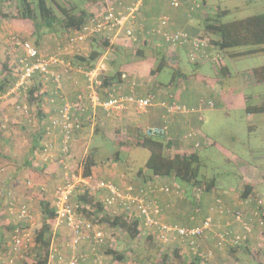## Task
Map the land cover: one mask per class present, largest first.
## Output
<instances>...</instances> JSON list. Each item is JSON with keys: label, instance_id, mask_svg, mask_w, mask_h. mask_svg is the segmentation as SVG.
Instances as JSON below:
<instances>
[{"label": "built area", "instance_id": "built-area-1", "mask_svg": "<svg viewBox=\"0 0 264 264\" xmlns=\"http://www.w3.org/2000/svg\"><path fill=\"white\" fill-rule=\"evenodd\" d=\"M142 2L143 0H135L123 10L114 9L111 3L106 4L107 7L101 12L93 13L79 31L67 33L66 42L62 46L64 53L78 50L79 45L84 43V39L86 40L88 35L96 37L105 35L111 41L118 40L117 37L123 36L126 40L137 42V32H142L143 28L135 27V18ZM169 3L173 8L180 6L179 0H169ZM203 9H205V5L201 0H190L189 12L202 11ZM169 21L167 15L157 17L156 26L147 30L146 33L158 35L171 48L190 45V47L186 46L189 48L187 57L192 63L210 59V53L207 51L210 46L209 38L200 34L191 35L179 29L168 30ZM6 43L9 53L15 58L17 57L19 68L15 81L10 84L5 94H0V98L12 94L16 99L21 93L27 94L32 78L37 76L42 85L36 95L43 94L46 91L43 84L51 82L52 89L49 100L57 103L53 119L45 126V132L55 139L45 141L36 150V156L42 165L54 163L62 170V180L56 185L53 193L52 205L55 217L53 235L46 250L47 264H103V258L106 255L104 257L98 250L99 247L105 245L107 236L99 227L102 223L99 221L100 219L89 220L83 216L81 211L90 210L89 204L73 200L74 192L80 187L92 190L106 189L108 193L104 196L102 203L104 210L109 214L114 216L123 214L125 218L129 219L138 218L143 231L155 228L163 242L177 241L180 246H186V250L197 253L201 258H210L211 256V252L204 251L200 247L201 242L207 237L213 238L219 248L237 247L247 239L251 226L246 220L243 210L227 206L222 197L213 196L211 198L207 214L199 224L195 226L170 224L161 220V208L152 198V194L158 191L169 192L168 186H159L153 181H148L145 185L136 188L128 185L125 189H119L111 182L94 179L92 176L83 177L82 162L74 167L69 165L70 148L75 133L81 130L83 123L87 121L91 126L95 125L98 109L107 114L131 109L142 112L157 103L156 93L147 92L144 95H139L135 92L137 85L134 82L129 84L128 92H122V83H116L105 89L107 97L101 99L100 72L104 68V54L94 67L79 68L84 76V85L77 91L74 98L69 100L62 92L63 73L68 71L69 64L64 65L62 59L40 53L34 45L16 35H11ZM212 59L220 60L218 54H215ZM57 65H64V72L62 70L55 71L54 67ZM121 77L125 78L126 76L121 74ZM170 99L160 101L165 111L162 123L145 127L142 130L144 136L169 141V126L173 117L198 113V108H190L173 97ZM205 100V98H200L199 104L206 106ZM15 105L21 113L29 114L28 104L15 103ZM207 105L213 107L214 102L208 99ZM1 119L0 117V131H3L6 122ZM198 119H202L199 114ZM182 138L184 141L192 142L193 149H198L202 141H208L207 137L196 127L188 128ZM26 185L31 187V181L27 180ZM176 188L179 189L178 186ZM193 189L196 200H200L203 197V189L201 187ZM252 201L257 204L253 216L262 223L260 218L261 199L253 198L250 195L240 199V206L243 207ZM4 210L7 214L14 215L16 221L0 243V264H18L27 260L28 252H32L34 260L36 257L35 231L28 226L33 217L28 202L19 196L17 198L7 194ZM200 210L201 207L196 208V211ZM224 216H228L229 219L224 220ZM232 222L237 223L240 229L232 230L230 228ZM62 226L68 229L69 235L63 239L65 241H62L59 246L56 235L58 228ZM117 264H130V258Z\"/></svg>", "mask_w": 264, "mask_h": 264}, {"label": "rangeland", "instance_id": "rangeland-1", "mask_svg": "<svg viewBox=\"0 0 264 264\" xmlns=\"http://www.w3.org/2000/svg\"><path fill=\"white\" fill-rule=\"evenodd\" d=\"M56 1L61 4L70 3L80 7L91 4V0ZM134 1L135 0H94L93 3L95 4L93 5H95V8L93 9L95 11H93V13L101 12L107 7L106 4L108 3H111L113 8L116 10H123L127 5H130L131 2ZM165 1V4L169 5V0ZM179 1L180 4H182V0ZM17 5V0H0V44L4 39L7 41L11 35H16L22 40H26L33 45H35V41L38 39L42 41L43 39L51 37L52 42L54 41V44L50 50L46 51L47 48L42 42L39 44V46H37V49L41 50L40 52L46 56H54L62 59L64 65L66 63L69 64L68 72L75 71V69L80 72L79 68L82 66L71 64L70 58L68 57L74 54H89L90 51L98 47V37L88 35L86 40L84 39V43L79 45L78 50H74L73 52L67 53L65 55L62 46H64L66 42L68 31H65L62 27H58V25H56L52 30L42 29L40 34H31V31L33 30L32 20L19 19L17 17ZM204 5L205 9L199 12H194L196 17L194 16L192 21L194 32L199 34H202L203 32L202 20L208 14L213 16L223 10H227V14L222 17V20L228 21L243 18L254 13L264 12V0H204ZM207 36L210 39L215 37L214 35ZM117 38L118 40H110V42H126L124 43V51L120 53L115 60L112 59V53L109 50L104 51L102 54H105V59L103 60V71L106 73H112L115 70L120 69V67H123L124 69L125 61L132 62L131 65H133L137 72L140 73V77L137 76V79L127 78V80L129 84L132 82L136 83V88L142 87V85H145V83L147 86V82L150 81L165 83L170 79L172 74V69L170 67H164L159 73H153L151 71L155 68L158 62V57L156 55L158 51L164 54L165 57L167 56L166 58L168 62L172 64V66L177 64V66L182 68V70H185L187 73L191 71V68L189 67L190 64L185 56V51L179 50L178 54L181 59L176 60L174 52L171 53V56L166 54L167 52L171 51L169 49L170 46H161V43L159 44L158 42L160 39L157 37L149 38L153 41V43H150L148 40V45L144 47H142L143 45L141 46V44L132 43L126 40L123 36ZM2 44L5 45V42ZM247 48V46H241L228 48V51L226 52L216 51L219 53V56H222V61L225 62L230 73L227 76L219 78L220 82L216 84L217 86L202 94V96L206 97L207 99H212L215 105L213 107H208L207 100H205L204 103L206 106H202L198 103V113L189 114H196V117H198L199 114V116L202 118L198 124L199 130L208 139V141H202L201 146L197 149L201 161L199 178H215L216 184L214 191L217 193V195L224 191V189L236 190L239 187L241 180L243 181V178H245L253 186V192L251 196L256 199H261L262 207L264 208V112L248 113L246 111V107L249 105H259L264 103V82L257 83L251 75V70L254 67L264 65V52H257L254 54L236 57H230L228 55L230 52L240 51ZM1 49L2 47H0V80L5 74V71H2L4 70L3 64L5 59ZM138 50L145 52V55L136 54ZM64 65H59L62 68V72H64ZM125 65L130 64L126 63ZM13 67L18 71L19 65L17 60L14 61ZM199 71L209 76H215L212 65L209 63L202 65ZM65 74L66 73L64 72L63 77ZM153 75H156V77L154 78ZM35 79L40 80L38 77H35ZM1 81L0 84L2 83ZM248 81H251L252 83ZM43 85V88L47 89V86H52V83L46 82V84ZM180 87L181 86L179 85L176 89ZM8 88L9 85L0 93H4L6 90H8ZM29 89H27V94ZM219 91L225 94L220 95L218 93ZM27 94L21 93L16 97V99H14V95L12 94H9L4 98H0V117L6 122V127L4 130L0 131V190H2L0 194H3H1L2 196L0 198L1 204L5 203L6 196L4 194L9 191L10 188L14 190L15 186L18 185L21 191H26L27 188L23 189V184L28 179L30 180L34 178L33 174L31 173L34 171V167H36L34 164L37 166H40L39 164H41L39 160H33L35 157L34 155L33 159H30L31 151L33 150L34 145L33 137L36 132L41 131L42 126L39 124V121L36 117V111L32 109L34 107L28 104ZM38 95L39 94H37V96ZM224 99L226 103L223 102ZM15 103L28 104L29 114L21 113L16 107ZM134 112L138 113L135 110ZM107 122L108 121H106V124ZM107 125L109 126V124ZM112 128H114V125ZM124 131V134H122L121 129L118 132H113V135L115 136L113 141L105 137L95 135L93 136L89 147L92 148L93 146L98 145L102 146L101 150L95 154L99 159L100 166H104L106 161L109 163V161L116 160L113 157V154L114 152L118 151L120 157L118 159L119 162H116L119 164V171H123L128 176L134 177L135 172L140 167H143L144 161L148 156V151L140 147H133L138 130L134 129ZM122 142L125 145L121 144ZM85 147V145L82 147L80 146V148L73 147V150L75 149L74 152L76 154L73 152V154H75V160L73 163H69L71 167L80 164L81 157L85 152L84 151L82 153V151L85 149ZM166 153L167 155L173 154V152L168 149ZM26 160H31L30 162L32 163V166L30 168L26 167ZM117 164L110 162L109 165L116 167ZM113 167L111 170L114 169ZM148 172L146 171L145 173L148 174ZM95 177L98 180L115 184L113 181H111L110 176V178H107L108 176H106L105 178L107 179L98 178V176ZM175 181L176 182L173 180L169 181L168 179V181L164 184L173 182L174 186L178 185L180 186V189L183 190L182 198L193 200L191 199L192 196L190 195V189H192V187L189 189V184L180 179L176 178ZM155 183L161 185L159 182ZM129 184H131L133 187L139 186V184H134V182ZM118 188L123 189L124 187L121 186ZM12 196L18 198L19 194L17 192ZM256 205L257 204L252 201V203L243 205V207H240L239 205H235L234 207L241 208L245 215L246 208V210L250 211L249 215L251 214L253 216V212L257 208ZM244 206L246 207L244 208ZM35 207H38L37 203ZM245 218L249 222L250 226L253 227L252 222L256 218L254 217L253 221L250 218ZM256 221H258V219H256ZM99 227L106 233L107 236L105 245L99 247L98 250V252L103 256L106 255V257L104 256L105 258H103V264H113L111 261V255L102 253L107 247L115 248L121 252L130 249L131 254H129V256H133V259L136 260L137 264H144L146 262L144 258L148 252L154 253V256H152L151 259L156 256L159 260H161L162 254L167 253L170 256L173 254L174 249L178 246L175 242H171L163 245L162 251L152 252L145 245V233L148 232V229L144 230L142 235H139L134 241H132L120 228H110L105 223H101ZM255 227L258 230L256 233H259L262 235L261 238H264V219L262 220V223L258 222L257 226ZM62 228H65V230L67 229L65 226H62ZM3 231L4 230L0 225V242L2 241L1 235ZM7 232H10V227ZM211 240L213 241L214 246L210 245L207 249L212 251L214 261H212V258H209L201 264H264V243L262 242L261 247L259 246L258 248L251 249L249 251H242L240 249L231 255L228 252V248H219L216 246L215 241L212 238ZM56 241L60 246V243L65 240L58 241L56 238ZM215 248L218 250V252ZM180 249L183 250V246H181ZM253 251H257V253H259L258 257H255ZM31 253L28 252L26 258L28 261H31L33 258ZM216 254H218V256ZM236 256H240L242 259L236 260ZM21 262L18 264H21ZM168 263L164 262L163 264Z\"/></svg>", "mask_w": 264, "mask_h": 264}, {"label": "trees", "instance_id": "trees-1", "mask_svg": "<svg viewBox=\"0 0 264 264\" xmlns=\"http://www.w3.org/2000/svg\"><path fill=\"white\" fill-rule=\"evenodd\" d=\"M5 1V0H4ZM18 1V11H17V17L19 19H29L32 20V26L33 30L31 31V34H40L42 32V29H48L52 30L56 25L58 27H62L65 31L73 32V31H79L84 24L88 21L89 17L93 14V12L89 11V5L85 6H77L73 4H61L54 1L49 0H17ZM50 2V3H49ZM52 2V3H51ZM93 3L94 0H91ZM201 2L204 4V0H201ZM143 4V2H142ZM189 7H190V0H189ZM142 8V6H141ZM141 8L135 18V27H141L143 28L142 32H137V41H141L140 43L143 46L148 45V40L150 43H153V41L149 38L151 37H157L158 35H148L146 33L147 30L153 28L156 26V18H154L153 23L149 25L148 27H144L142 25H137V19L139 16V13L141 12ZM194 12H190L189 14L190 18H192L194 15ZM199 12V11H197ZM92 13V14H91ZM227 14V10H223L219 13H216L215 15H207L203 18V32L200 34L201 36H205L209 38L207 35H214L215 37L210 39V46L207 48V51L210 53L209 60H206V62L210 63L212 67L215 68L217 71V76L215 77H209L206 76L200 72H194L191 76L194 77L199 82H204L208 85H213L214 83H218L220 77H224L228 74L227 66L222 61V56L220 55V60H213V56L215 54H218L216 51L220 52H226L228 51V48L233 47H241V46H247V49H243L240 51H234L230 52L231 57L236 56H245L249 54H254L257 52H264V12L254 13L252 15H248L243 18L233 19L224 21L222 20V17ZM179 30H184L188 32L191 35H197L199 33L192 32L190 30H187L185 28H178ZM139 30V29H137ZM176 30V29H175ZM161 41V38H159ZM99 41V45L97 48H94L92 51H90L87 55L82 54H74L70 55V61L73 65H81L82 68H91L94 67L97 63V61L102 56L103 52L106 50H113L116 51V44L114 42H110L109 37L102 35L97 38ZM157 40V39H156ZM40 40L35 41V47L39 46ZM33 45V44H32ZM190 45H185V47H177L178 49H185L186 55L187 51L189 50L188 47ZM176 49V48H175ZM158 57V62L153 70H151L153 73H159L161 70H163L164 67H170L172 69L170 84H179L182 83V81H186L188 78L187 73H185L181 68L178 66H170V62H168L167 58L164 54H162L160 51L156 54ZM190 61V60H189ZM76 63V64H75ZM78 63V64H77ZM192 63V62H191ZM202 62H193V64H200ZM5 74L1 78V84H0V92H2L8 85L10 86V83H13L15 81V77L17 75V70L14 67L9 68L7 65L3 64ZM83 75V74H82ZM251 75L255 79L256 82L262 83L264 82V65L254 67L251 70ZM37 77V76H35ZM32 78L30 89L28 90L27 94V100L28 104L30 106H33L36 111V117L38 121H41L43 118V113L41 110V99L44 93L39 94L38 96L36 93H38V90L40 89L41 81ZM84 77V76H83ZM187 77V78H186ZM39 78V77H38ZM100 78L102 79V85L100 86V97L101 99H105L107 97V94L105 92L106 88L111 87L112 85H115L116 83H121V71L115 70L112 73H106L104 71L100 72ZM77 93V92H76ZM75 93V94H76ZM56 103V101L54 102ZM31 109V107H30ZM246 111L248 113H256V112H264V103L259 105H249L246 107ZM200 120V119H199ZM40 123V122H39ZM96 125V123H95ZM197 128V127H196ZM141 129L137 132V137L135 138V142L133 144V147H140L143 149H146L148 151V156L146 157L143 167H140L136 172V176H142L144 179V183H142L139 186L145 185L148 181H153L154 183L157 182V180L162 177L172 176L174 179H180L186 183L189 184L190 189V195L192 196L191 199H193L192 205V218L194 216L202 215L203 217L207 214L208 205L206 208V211H203L202 209V198L200 200H196L195 194L193 192L194 187H201L203 189V195L206 192L213 191L215 188V178L205 179L204 177L199 178V173L201 169V161L200 156L196 149H193L194 151L190 153H178L175 152L171 155H167L166 151L169 148V143L164 140L156 139V138H149L143 135ZM120 143V142H119ZM123 144V142L121 143ZM125 145V144H123ZM71 149V148H70ZM95 148H91L90 151L84 152V155L81 157L82 160L80 162L83 163V170H82V176L83 177H90L92 176L94 179H97L94 175V168L99 163V159L96 157L94 153ZM71 155V152H70ZM114 161H106L104 164V167H109L110 162L117 164L118 159L120 157L119 152H114L113 154ZM117 161V162H116ZM148 172L146 174L145 172ZM115 185V184H114ZM159 185V184H157ZM170 188L169 192H161L165 194H173L175 196L183 197V190L180 189V186H178V190L176 186L172 183L163 184ZM162 184L159 186H163ZM118 187L117 185H115ZM128 186V185H127ZM139 186H134L139 187ZM120 189V188H119ZM188 190V187H187ZM105 192V193H103ZM253 192V186L250 183H244L243 184V190L240 194L242 198L248 197L252 195ZM106 189H97L92 190L88 188H77L76 191L73 194L74 201L78 203H86L89 204L90 210H82V214L85 218H88L89 220H93L95 218L100 219L99 221L102 223L107 224L110 228H120L122 231L125 232V234L134 241L139 235H142L143 230L142 226L140 225V222L138 218H125L123 214L121 215H111L107 211L104 210L103 205V198L105 195H107ZM156 192L152 194V198L157 201L161 208V212L163 211L162 206L160 205ZM7 194L14 195L10 190L7 191L4 195L7 198ZM3 195V194H2ZM218 197H222L220 195H215ZM209 204V202H208ZM30 207V206H29ZM38 207L41 210L42 213V222L41 225L35 230L34 240H35V252L36 257L33 260H24L21 262V264H47V257H46V250L49 246V243L51 241V237L53 235V226H54V209L51 201L39 199L38 201ZM197 207H201L200 211H196ZM30 211L33 214V211ZM203 211V212H202ZM100 214V215H99ZM162 214V213H161ZM99 215V216H98ZM98 216V217H97ZM260 218L264 219V208L262 207L260 210ZM201 219V220H202ZM162 220V219H161ZM163 221V220H162ZM201 222V221H200ZM167 223V222H166ZM260 223V222H259ZM14 224V223H13ZM170 224H177V223H170ZM199 224V223H198ZM178 225V224H177ZM197 225V224H195ZM193 225V226H195ZM5 226V225H4ZM180 226H187V225H180ZM6 227V226H5ZM13 227V225H12ZM11 227V228H12ZM9 230V228H7ZM6 228H3L5 232H2V241L7 235ZM146 230V229H145ZM148 232L145 233L146 238V247L151 250L152 252H160L162 251V246L175 242L178 246L174 249L173 254L169 256V254L164 253L162 254L161 260H159L156 256L151 259L152 256H154V253H147L145 256V263L144 264H163L170 263V264H201L208 260V258H201L197 253L191 252V250L183 251L181 250L180 243L177 241H167L163 242L161 238L159 237L157 230L155 228L148 229ZM57 237V235H56ZM211 237L205 238L201 242V248L202 243L206 240H209ZM213 239V238H212ZM1 240V239H0ZM214 240V239H213ZM247 239L242 242L239 246L228 248L229 253L233 255V253L237 250L242 251H249L250 249L247 247ZM1 241V242H2ZM0 242V243H1ZM225 248V247H224ZM103 254L111 255V261L113 264H117L121 261H127L130 258V264H137L136 260L132 257H129V253H131V250H124L123 252L116 250L115 248H106ZM255 254V257H258L259 253L257 251H253ZM257 254V255H256ZM242 257L236 256V260H240ZM168 263V264H169Z\"/></svg>", "mask_w": 264, "mask_h": 264}, {"label": "crops", "instance_id": "crops-1", "mask_svg": "<svg viewBox=\"0 0 264 264\" xmlns=\"http://www.w3.org/2000/svg\"><path fill=\"white\" fill-rule=\"evenodd\" d=\"M127 1H129V0H127ZM165 2H166L165 0H143L141 12L139 13L136 24L138 26L142 25L144 27H148L149 25H151L153 23L154 18H157L159 16L166 14L170 19L169 24L167 26L168 30L185 28L187 30L194 32L193 24H192L194 16L192 18H190V16H189V14H191L189 12V0H182V4H180V6L178 8H173L172 6H170L171 5L170 3H169V5H166ZM93 4H95V3L91 2V4L89 5V11H91V12L95 11L93 9V8H95L94 7L95 5H93ZM195 17H196V14H195ZM128 41H130V40H128ZM4 42H5V45L2 44ZM41 42L44 43V45L46 46V48H47L46 51L50 50V48H52V45L54 44V41L52 42L51 37H49L47 39H43L42 41H40V43ZM141 42H142V40L137 41V42H132V43L140 44ZM158 42H159V44L161 43V46H167L162 41V39H161V41H158ZM122 43H120V42L115 43L117 46L116 51H113V50L110 51L112 53V57H113L112 59L115 60L117 58V56L124 51V47H125L124 43H126V42H122ZM0 47H2L1 52H2V54H4V59H5L4 64L7 65L9 68L13 67V63L15 60H17V57L15 58L13 55H11L9 53L5 39L1 41ZM142 47H144V46H142ZM167 47H169V46H167ZM169 49L172 52L169 51L166 54H169L171 56L172 55L171 53L174 52V56H175L176 60L181 59V57L178 54V51L179 50L185 51V49H178V48L175 49V48H171V47H169ZM40 51L41 50H39V52ZM66 54L67 53H65V55ZM136 54L145 55V52H143L142 50H138L136 52ZM228 55L230 56V53H228ZM185 56H186V59L188 60V62L190 64L189 67L191 68V71H189L188 73L185 70H183L188 75V78L186 77L187 78L186 81H182V83H179V84H172V83L170 84V79H171V77H170V79L165 83H161L158 81H154V82L150 81V82H147V84H148L147 86L145 83V85L143 84L142 87L135 89V92L139 95H144L147 92H154L157 95V103L153 104L151 107H149L145 111L136 113V112H134V110L131 109V110L114 111L110 114H107L103 110L98 109L97 115H96V118H97L96 125L93 124L91 126L90 122L87 121V122L83 123V128L75 133L74 139L71 143L72 154H71L70 158L68 159L69 163H73L75 160L74 157H75L76 153L74 152L75 149L73 150V147L80 148V146L82 147L83 145H85L86 147L82 151V153L84 151L88 153L91 149L89 147L91 144V140L93 139V136H95V135L105 137V138L113 141L115 138V136L113 135V132H118L120 129L122 131V134H124V132H125L124 130H134L135 129V130L140 131L141 129H144L147 126L161 124L163 121V115H164L165 111H164V108L161 106L160 101L171 100L170 97H173V98H176V100L178 102L186 104L187 106H189L191 108H198V103H199L200 98H205L206 100H208L206 97L202 96V94L208 92L210 89H213L215 86H217L216 85L217 82L216 83L213 82V85H208L204 82L197 81L196 79H194V77L191 76L194 72L202 73L201 71H199L200 67L202 65H204L205 63H208V62L203 61L200 64H193L189 61V59L186 55V51H185ZM126 63L130 64V65H125ZM131 63L132 62H130V61L129 62L125 61L124 69H123V67H120V69H118L121 71V74H125V76H126L125 78L121 77L120 82L122 83V89H121L122 92H128V90H129L130 85H129L127 78H136L137 79V76L140 77V73L137 72V70L134 68L133 65H131ZM224 64H225V62H224ZM170 66H172V64ZM173 66L176 67L177 64H174ZM212 68H213L214 75L217 76V71L215 70L214 67H212ZM54 70L55 71H61L62 68H61V66L57 65L54 67ZM229 73H230V71L228 69L227 75H229ZM202 74H204V73H202ZM204 75H206V74H204ZM206 76H209V75H206ZM153 77L155 78L156 75H153ZM209 77H215V76H209ZM218 82H220V81H218ZM248 82L252 83L251 81H248ZM62 83H63L62 92L65 94V96L69 100H72L75 96V93L79 89L83 88L84 77H83L82 73L78 72L77 69H75V71H72V72L66 71V74L63 77ZM253 84H255V83H253ZM179 85L181 87L176 89ZM51 89H52V86L48 85L47 89H45L46 92L42 96L43 99H41V107L40 108H41L42 113H43V118L41 119V121H39L40 122L39 124L42 126V129L40 132H36V134L33 137L34 145H33V150L31 151V156H30V159H33V155L35 156L33 160H35V159L39 160L38 157L36 156V150L39 147H41L45 141H48V140L52 141L55 139L53 136H50L48 133L45 132V126H47L49 124L48 122H50L53 119V117L55 115V110L57 107V103H53L49 100V98L51 97V95H50ZM7 91L8 90H6L2 94H5ZM218 93L220 95L225 94V93L220 92V91ZM209 100H212V99H209ZM223 102L226 103L225 99ZM102 118H103V121H102ZM105 120L108 121L107 124H109V126L106 124ZM201 120H199L198 117H196V114L178 115V116L173 117L171 119L170 126H169L170 140L167 142L170 145H169L168 150H171L173 153L178 152L180 154L190 153V152L194 151L192 142H190V141L185 142L183 140L182 136H183L184 132L190 127L199 128L198 124ZM113 125H114V128H112ZM7 135H9V134H7ZM89 140H90V142H89ZM115 141H118V140H115ZM92 148H95L94 153L97 154L101 150L102 146L98 145V146H93ZM73 152L75 154H73ZM30 161L31 160H26V162H25L27 168H30L32 166V163ZM34 165L36 167H34V171L31 172L33 174L34 178L30 179L32 186L31 187L27 186L26 182H25L23 184V189L27 188L26 191L25 190L21 191V189H19L18 185L15 186L14 190L12 188H10V191L12 190L11 192L13 194L18 192L19 197L21 199H25L28 202L29 206L31 207V210L33 211V217L31 219L30 223L28 224V226H29V228H31L32 230L35 231L41 225V222H42L41 210L39 207L36 208L35 205H36V203L38 204L39 199L49 200L52 203L54 189H55L56 185L58 184V182H60L62 180V170L54 163L48 164V165H42V164L40 165L39 164L40 166H37L36 164H34ZM118 165L119 164H117L116 167L109 166L108 167L109 170H108V168H106L104 166H100V164L98 163L94 168V175L98 176V178H105L106 176H108L107 178L111 177L110 178L111 181H113L118 187L123 186L124 187L123 189H125L129 183L134 182V184H139V185L144 183V179L142 178V176H136V174L134 177L128 176L123 171H119L120 167ZM120 165H122V164H120ZM112 167L114 169L111 170ZM107 178H105V179H107ZM168 179H169V181L173 180L174 182H176L174 177L167 176V177H162L161 179L159 178L157 180V183L159 182L161 184H164L165 182L168 181ZM244 183H250V182H248L245 178H243V181L241 180V183L239 184V187L236 190L224 189V191H222L219 194L220 196H222L224 198L225 204L227 206H231V207H234L235 205L240 206V199L242 198L240 196V194L242 192ZM129 185H131V184H129ZM1 191L2 190H0V192ZM103 193H105V192H103ZM1 194H0V198L2 196ZM215 195H217V193L214 191V189H213V191L206 192L203 195V198H202V209H203V211H206L208 202ZM157 199H158V201H159V203L163 209L162 214H161V219L164 222L177 223L178 225H187V226H193L195 224L200 223V221L202 219V215L201 216L196 215L193 218H192V216H190L192 214V205H191V204H193L192 200H187V199H184V198L179 197V196H173V195H169V194H165V193H161V192H159L157 194ZM6 201H7V198L5 200V203L1 204V200H0V225H1L2 229L3 228L7 229L9 227L11 228L13 223L16 221V217L14 215H9L5 212L4 207L6 205ZM245 207L246 206H244V208ZM245 211H246L245 216L247 218H250L253 221L254 217L251 214H250L251 216L249 215L250 211L246 210V208H245ZM223 219L225 220V219H229V218H228V216H224ZM254 221H256V219ZM254 221L252 222L253 227L251 226V231L248 234V240L246 242L247 247L250 250L256 249L259 246L261 247V242L264 243L263 242L264 238H261L262 235H260L259 233H256V232H258V230L256 229L255 226H257L259 221H256V222H254ZM230 228L232 230H239L240 229L239 225L235 222H232V224L230 225ZM4 232H5V230L3 231V233ZM5 234H6V232H5ZM68 235H69L68 229L65 230V228L60 227V228H58L56 238L58 241H61L63 239H66V237ZM210 245H213V241L211 240V238L202 243L203 248H201V249L204 251H207V252L208 251L211 252L210 259L212 258V261H214L212 251L207 249ZM183 251H186V246L183 247ZM217 252H218V250H217ZM216 255L218 256V254H216Z\"/></svg>", "mask_w": 264, "mask_h": 264}]
</instances>
